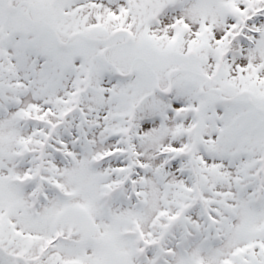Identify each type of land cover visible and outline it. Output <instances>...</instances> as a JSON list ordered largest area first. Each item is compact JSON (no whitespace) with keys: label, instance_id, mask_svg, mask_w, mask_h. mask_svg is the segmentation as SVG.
<instances>
[{"label":"snow or ice","instance_id":"1","mask_svg":"<svg viewBox=\"0 0 264 264\" xmlns=\"http://www.w3.org/2000/svg\"><path fill=\"white\" fill-rule=\"evenodd\" d=\"M0 264H264V0H0Z\"/></svg>","mask_w":264,"mask_h":264}]
</instances>
